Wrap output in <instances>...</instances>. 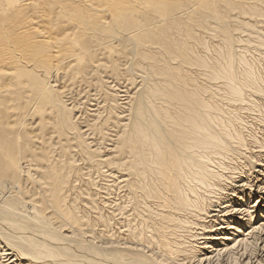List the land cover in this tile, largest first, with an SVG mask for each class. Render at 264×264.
I'll list each match as a JSON object with an SVG mask.
<instances>
[{
    "label": "bare ground",
    "instance_id": "obj_1",
    "mask_svg": "<svg viewBox=\"0 0 264 264\" xmlns=\"http://www.w3.org/2000/svg\"><path fill=\"white\" fill-rule=\"evenodd\" d=\"M0 264H264V0H0Z\"/></svg>",
    "mask_w": 264,
    "mask_h": 264
},
{
    "label": "rangeland",
    "instance_id": "obj_2",
    "mask_svg": "<svg viewBox=\"0 0 264 264\" xmlns=\"http://www.w3.org/2000/svg\"><path fill=\"white\" fill-rule=\"evenodd\" d=\"M253 201V199H251V201L250 202H252Z\"/></svg>",
    "mask_w": 264,
    "mask_h": 264
}]
</instances>
